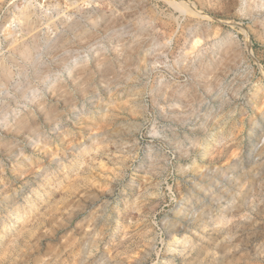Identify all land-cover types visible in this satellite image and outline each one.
<instances>
[{"label": "rangeland", "instance_id": "1", "mask_svg": "<svg viewBox=\"0 0 264 264\" xmlns=\"http://www.w3.org/2000/svg\"><path fill=\"white\" fill-rule=\"evenodd\" d=\"M0 264H264V0H0Z\"/></svg>", "mask_w": 264, "mask_h": 264}]
</instances>
